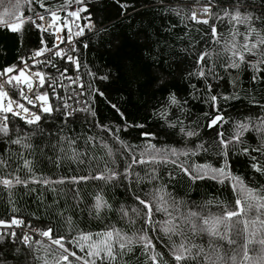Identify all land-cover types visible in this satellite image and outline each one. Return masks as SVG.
I'll return each instance as SVG.
<instances>
[{
	"label": "trees",
	"instance_id": "1",
	"mask_svg": "<svg viewBox=\"0 0 264 264\" xmlns=\"http://www.w3.org/2000/svg\"><path fill=\"white\" fill-rule=\"evenodd\" d=\"M40 2L19 0L16 11L17 0H2L0 14L8 7L33 20L43 15L44 27L52 11L67 16L68 8L61 10L65 0H42L43 8ZM197 4L209 9L207 24L192 19ZM237 5L250 21L237 23L225 15L234 14ZM71 6L86 7L82 17H90L94 25L75 41L72 56L79 68L56 56L44 58L51 61L48 68L29 66L46 74L40 91L48 93L53 110H38L41 119L32 125L0 113V118L8 116L9 128L7 136L0 133V181L12 182L10 187L0 183V220L6 225L22 221L21 229L0 228V264H153V255L156 264H176L171 249L181 243L196 245L193 253L215 248L213 255L224 257V264H232V256L241 264L244 234L233 233L237 242L229 244L194 232L192 226L234 209L237 199L247 212L242 220L260 215L248 205L261 201L247 199V194L251 189L264 197V45L255 54L244 45L264 39V0H85ZM52 31L32 23L19 32L0 25V72L19 67L35 49L52 47ZM233 52L243 54L244 61ZM204 53L206 59L199 61ZM233 63L239 67H231ZM62 70L77 79L60 78ZM9 94L20 100L15 87ZM77 100L81 107L76 111L63 104ZM20 103L34 110L26 101ZM217 116L223 119L209 127ZM17 139L21 143H13ZM213 169H223L224 175ZM113 173L115 178L109 179ZM99 175L105 179L93 178ZM97 196L107 207L97 210ZM140 200L152 205L150 220ZM193 212L199 216H191ZM166 227L176 231L166 232ZM48 229L52 239L63 238L66 253L52 239L31 234ZM109 231L116 259L104 252L103 259L89 256L93 245L105 247ZM85 235L91 239L82 240ZM147 241L151 247L146 249ZM249 247L253 259L243 264H256L260 245ZM182 264L208 261L198 256Z\"/></svg>",
	"mask_w": 264,
	"mask_h": 264
},
{
	"label": "snow or ice",
	"instance_id": "2",
	"mask_svg": "<svg viewBox=\"0 0 264 264\" xmlns=\"http://www.w3.org/2000/svg\"><path fill=\"white\" fill-rule=\"evenodd\" d=\"M2 2V0H0ZM85 0H65V4L61 6V10H65L68 7H71L72 4H77V5H83ZM44 3L40 2V7H44ZM121 7H124V5H121ZM14 8L16 11L19 10V0H17V3L14 5ZM47 11V9H46ZM87 8L86 7H79L76 10L68 11L66 17H61L57 14V12L52 11L50 12L51 16V21L47 23V27H44L43 25L36 24V21L33 20L31 17H24L23 14L21 13L20 15H16L15 11H12L10 8L5 7L4 12L0 14V25L6 26L7 28L10 29L12 32H19L21 29L24 27L26 23H32L36 24V27L39 28L43 32H48L49 29H52V35L55 37L57 43L53 44L51 48L45 46L40 48L39 50L35 51L33 54V59L36 57H40L44 55L46 52L52 53V55L56 57H60L61 59H64L65 57L67 60L73 64L76 65L77 69L79 68L78 62L72 57L71 55H67L63 49L59 47L60 44L67 42L68 44L73 43V36L79 37L84 34V28L81 27V25L78 23L81 19H88L89 23L85 25L89 30H91L94 25L91 23V18L90 17H82L81 13L86 12ZM204 13L208 14L209 9L207 7L204 8ZM225 15H231V18L235 20L237 23H246L251 20L250 15H242V13L239 11V5H237V10L233 13H228L225 12ZM7 16H13L14 20L10 21L6 19L5 17ZM37 19L40 21H44L45 17L43 15L37 14ZM193 20H197L198 23H208L207 19L204 20H198L196 13L194 12L192 15ZM76 29V31H73ZM67 31V36L60 35V33ZM251 31H255L254 29H251ZM212 33L213 36L215 37L217 35V31L215 26L212 28ZM248 37H245V40H247ZM42 44H44V41H41ZM259 45H264V39L259 40L256 43L249 45L245 43L244 48L246 51L255 54L253 52L254 49L258 48ZM87 46V45H85ZM53 49H56L53 51ZM73 51L76 49L73 48ZM207 53L201 54L199 57V61H203L207 57ZM233 55L239 56L240 61H244V55L243 54H238L236 52H233ZM198 61V62H199ZM48 63L51 64V61ZM260 63H264V60H261ZM26 64V62H25ZM231 67H239L238 64L233 63L230 65ZM52 67H55V64H52ZM253 67H256V65H253ZM67 70H65L66 72ZM259 71V69H257ZM11 73H18L16 75H9ZM200 75L203 76L204 72L201 71ZM0 77H7L6 79L0 81V113L8 114L11 113L13 116H17L20 119L24 120L27 124L32 125L36 124L38 121H40L41 117L40 115L33 113L30 111L28 107L25 106L23 103H19L17 101L12 100L9 97V93L5 90L4 85L9 84L15 87L20 95L21 100L26 101L28 105H31L32 107H39L42 112L44 113H50L53 109L51 108L49 104V95L47 92H40L37 93L35 89L37 87L43 88L45 84L47 83V78L46 74L41 73V72H34V73H26L23 69H19L17 66H12L8 67L4 70L3 73H0ZM33 77L38 78V84L33 81ZM60 78L62 79H71V77L65 76V73H60ZM102 79H106V77H102ZM53 84L55 81L52 82ZM49 87L52 86V84L48 85ZM55 91V89H53ZM29 93H32L33 95L30 96ZM34 96V99H33ZM5 100H7V104H5ZM170 100L173 104H176V98L175 96L170 97ZM212 100L215 101L216 97L213 96ZM13 105H15L16 109H19V111L15 110ZM70 115V113H69ZM3 123L0 124V133L3 135L7 136L9 133V128H8V116L4 115L2 118ZM223 117L217 116L214 119H212L209 127L216 126L219 121H221ZM241 128H244L246 130V125H241ZM189 136H192L194 133L189 132L187 133ZM147 135V134H146ZM222 135V134H221ZM236 139H239V134L237 135ZM13 143H21L19 139L13 141ZM221 143H224L221 141ZM150 148L152 146H149ZM173 154H175V151L173 150ZM146 163L144 160L136 161L135 159L133 160V163ZM28 162H26L27 165ZM253 167L257 171H262L261 168L257 167L255 164H253ZM186 173H188L187 169H184ZM214 172L219 173L220 175H224V170L223 169H213ZM190 174V173H189ZM116 174L113 173L109 179L115 178ZM94 179H105L103 175H99L96 177H93ZM198 178H203V177H198ZM79 179H88L87 177H81ZM238 179V178H236ZM17 183H20V181L17 179ZM62 182V181H61ZM78 182V181H77ZM0 183H3L5 186L10 187L12 182L10 180H2ZM242 183V182H241ZM235 188V186H234ZM139 199V198H138ZM163 199V197H161ZM247 199L251 200H259V202L256 205L249 204L248 205V210H252L255 208V211L257 213H260L256 217L255 220L252 219H241V217H245L247 215V212L244 207V202L241 201L240 199L236 200V207L232 210H226L224 213L220 216H215V217H205L203 218V226H199L196 224H193L192 226V231L194 232H206L209 236L213 238H219L220 240H227L229 244H235L237 241L232 238V234L234 233L236 237L241 236L244 234L246 236L245 243L243 245V261H249L252 260L253 257L249 255L250 251H254V249H251L249 245L253 243H258L260 245V253L256 258V264H264V197H257V195L254 193L253 190L249 189L248 194H247ZM141 204L144 205L146 209H148V216L149 220L151 219V213H152V205H150L148 202L144 200L139 201ZM107 207L106 203L102 200L101 197L97 196L96 197V208L97 210ZM159 210V209H157ZM123 211V210H122ZM135 211V210H134ZM125 215H127L126 212H124ZM191 216L197 217L199 216L198 213H190ZM170 224L171 222H166ZM22 224V221L13 219L11 221V224L6 225L4 221L0 220V226H7L11 227L12 225H17L19 226ZM242 225V227H241ZM221 226L224 227L225 231L221 232ZM166 232H175L176 229L174 227H166L165 228ZM10 235L13 237L16 236V233L13 232ZM40 235L47 237L49 239H52V230L48 229L45 231L40 232ZM114 233L112 231H109L104 234L105 236V247L100 248L97 245H93L92 247L95 249V251H90L88 253L89 256H96L100 257L101 252H104L106 257L110 260H115L116 256L113 254L112 250V245L109 243V241L112 240ZM256 235H260V239L258 241H254L250 237H254ZM115 236L122 239V240H127V243H132L131 240H128L126 237H120L119 232L115 233ZM82 240H89L91 239L90 236H82ZM143 239V237L141 238ZM63 238L59 239H52V243L57 245L59 248L63 249L64 252L66 253L68 250L64 248V245L62 243ZM23 241L26 245H28L29 242V236L26 234L23 237ZM30 246V245H29ZM126 245L125 243H121L120 247L124 248ZM151 247V241H147L145 243V248ZM197 247L196 245H192L191 247L185 246L184 243H181L179 246L174 247L171 249L173 259L176 261V264H182V262L187 261L190 258H195L198 256H203L206 261H208V264H224V257H221L219 255H213V253L216 252V249L213 248L212 252H205L204 248H198V250L193 253L192 248ZM211 247V245H210ZM71 255H75L72 253ZM103 259V257H100ZM63 261L68 260V255H63L61 257ZM150 259L153 261V264H156V256L153 255L150 257ZM232 261V264H236V257L232 256L229 258ZM243 261L241 264H243Z\"/></svg>",
	"mask_w": 264,
	"mask_h": 264
},
{
	"label": "built area",
	"instance_id": "3",
	"mask_svg": "<svg viewBox=\"0 0 264 264\" xmlns=\"http://www.w3.org/2000/svg\"><path fill=\"white\" fill-rule=\"evenodd\" d=\"M204 8H205V7H203L202 9H200L201 12H195L198 20H204V19H206V18L208 17V14H205L204 11H203ZM76 9H77L76 6L68 7V11H72V10H76ZM81 16H82V13H81ZM85 17H86V16H85ZM34 20L36 21V24H40V25H43V26H44V22H45V21H40L39 19H37V17L34 18ZM195 21H197V20H195ZM78 23L81 25V27L84 28V34H85V31H90L87 27H85V25H87V24L89 23L88 19H84V21H83V19H81ZM91 23L93 24L92 20H91ZM36 24H35V25H36ZM92 29H93V28H92ZM92 29H91V30H92ZM73 31H76V29H74ZM84 34H83V35H84ZM60 35H63V36L66 37L68 34H67V31L65 30L64 32L60 33ZM83 35H82V36H83ZM80 37H81V36H79V37L73 36V43H72L71 45L68 44L67 42H65V43L60 44L59 47H60L61 49H63V50L65 51V53H67V55H71V56H72V53H73V50H72V49L75 47V41H76L78 38H80ZM56 43H57V41H56ZM42 47H45V45L42 46ZM42 47H41V48H42ZM50 48H51V47H50ZM37 50H39V49H35V50H33V51L31 52L30 56L28 57L27 61H24V62H23L18 68H19V69H23L26 73H29V74L35 72V71H33L32 68H30L31 66H32V67H38V66H41L42 68H48V67L50 66V63L44 61V58L47 57V56H54V55H52V53L46 52L44 55H42V56H40V57H36L35 59H33V58H32V57H33V54H34V52L37 51ZM55 50H56V49H53V51H55ZM72 57H73V56H72ZM64 59H66V57H65ZM25 62H26V64H25ZM29 66H30V67H29ZM73 68H74V70L77 69V67H76L75 64H73ZM3 72H4V71H1L0 73H3ZM60 73H65V76H67V77H71V79H69V80H72L73 77H74L75 79H77V75H72V74L68 73V71L65 72V70H62V71H60ZM14 74H15V73H11V74H9V75H14ZM6 78H7V77H0V81L4 80V79H6ZM33 81H34L35 83L38 84V78L33 77ZM10 87H13V86H12V85H9V84H5V85H4V88H5V90H6L8 93H9V88H10ZM15 89H16V88H15ZM35 91H36L37 93H40V92H41V91H40V87H37V88L35 89ZM29 95L32 96L33 94H32V93H29ZM9 97H10L12 100L17 101V102L20 103L21 98H20V100H19V97H18V100H17V99H15L12 95H10V94H9ZM33 99H34V96H33ZM78 101H80V100H77L75 103H72V102H69V101H64L63 104L67 107V109H68L69 111H76V110H78V109L81 107L80 102H78ZM4 102H5V104H7V100H5ZM29 106L32 107L31 105H29ZM13 107H14L15 110L19 111V109H16V108H15V105H13ZM32 108H33L34 110H31V109H30V111L33 112V113H36V114H37L38 110L41 111V109H40L38 106H37V107H32ZM2 123H3V120H1V124H2ZM12 220H13V219H12ZM12 220H11V221H12ZM7 225H8V224H7ZM21 225H22V224H20L19 226H17V225H12L10 228H13V229H21ZM4 227H7V226H0V228H4ZM24 230H25V229H24ZM25 231H27V230H25ZM31 234H33V235H37V236H39L40 238H42L43 240H46V241L48 240L47 237H44V236L38 235V233H37L36 231H32Z\"/></svg>",
	"mask_w": 264,
	"mask_h": 264
},
{
	"label": "rangeland",
	"instance_id": "4",
	"mask_svg": "<svg viewBox=\"0 0 264 264\" xmlns=\"http://www.w3.org/2000/svg\"><path fill=\"white\" fill-rule=\"evenodd\" d=\"M195 8H196V12H201L200 9H202V7H200L199 4L195 5Z\"/></svg>",
	"mask_w": 264,
	"mask_h": 264
},
{
	"label": "bare ground",
	"instance_id": "5",
	"mask_svg": "<svg viewBox=\"0 0 264 264\" xmlns=\"http://www.w3.org/2000/svg\"><path fill=\"white\" fill-rule=\"evenodd\" d=\"M45 23V22H44ZM44 26H45V24H44Z\"/></svg>",
	"mask_w": 264,
	"mask_h": 264
}]
</instances>
